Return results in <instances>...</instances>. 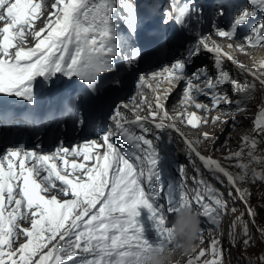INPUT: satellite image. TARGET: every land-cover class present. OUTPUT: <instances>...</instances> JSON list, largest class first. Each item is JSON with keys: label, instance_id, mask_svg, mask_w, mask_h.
Here are the masks:
<instances>
[{"label": "snow or ice", "instance_id": "1", "mask_svg": "<svg viewBox=\"0 0 264 264\" xmlns=\"http://www.w3.org/2000/svg\"><path fill=\"white\" fill-rule=\"evenodd\" d=\"M45 13L44 27L36 30ZM226 18L230 22L225 26L220 21ZM0 22V106L27 107L20 114L0 110V139L11 132L10 146L0 154V264H147L154 251L173 246L171 221L183 207L196 205L199 216L218 229L230 200L237 199L250 219L242 213L230 222V248H223L221 233L210 241L211 258L201 248L186 264H225L231 248L240 247L243 256L257 233L264 238L249 203V186L264 184V151L259 148L264 104L254 119L256 134L243 135L239 150L223 157L234 164L203 154L205 143L216 145L219 137L203 132L190 138L181 127L227 124L230 114L235 130L236 113L264 92V60L249 67L235 55L264 48V0L231 6L218 0L207 10L203 0H152L147 7L138 0H0ZM156 23L159 28L152 27ZM241 28L248 29L243 36ZM170 31L191 38L184 41L183 59L136 73V88L155 92L154 104L142 99L129 119L121 111L128 104L121 101L98 139L72 147L61 139L54 149L44 150L43 133L52 122H61L63 130L62 122L70 117L77 130L86 128L91 103L106 89L121 87L122 75L148 60L142 36L155 42L154 55L166 56ZM223 39L229 43H221ZM205 55L212 67H196L189 74L188 68ZM151 81H157L155 88ZM180 81L185 82L184 110L171 116L166 100ZM65 83L76 91L58 107L38 112L45 90ZM164 83L169 87L161 94ZM201 96L210 103L199 102ZM130 99L136 103L135 97ZM145 105L148 114L140 115L137 109ZM193 106L205 115L187 110ZM26 128L35 133L33 148L26 147ZM174 134L182 140L195 175L189 177L180 165L181 181L169 178L165 186V153ZM188 179L196 185L191 192ZM212 180L226 186L227 198ZM140 209L153 221L154 238L145 235ZM203 232L200 227V244ZM247 259L248 264H264V254Z\"/></svg>", "mask_w": 264, "mask_h": 264}, {"label": "clouds", "instance_id": "2", "mask_svg": "<svg viewBox=\"0 0 264 264\" xmlns=\"http://www.w3.org/2000/svg\"><path fill=\"white\" fill-rule=\"evenodd\" d=\"M254 62H259L264 60V55L262 56H253ZM264 104V92H260L258 94V98L256 101L248 104V107L244 110L236 113L237 115V126L235 130L231 127V115L229 114L226 119L228 120L227 124L224 123H217L213 126L211 123L208 125H202L198 130L191 128L188 126L187 131L190 136H194L193 138L201 135L203 132H208L212 134L214 137H219L217 140L216 145H211V142H206L205 145L202 147H206V150H213L214 151V158L221 159L222 163L228 165L230 163L234 164L235 161L229 162L223 160V157L228 154L229 150L236 151L239 150V144L241 142V137L245 134L255 135V127H254V119L258 115L259 105ZM255 105V106H253ZM223 107V105H222ZM199 115H205L203 110H199ZM215 115V112L212 113ZM221 125V126H220ZM220 126L218 131L215 130L214 127ZM219 150H216V149ZM259 148L264 151V142H262ZM187 162V169H193L188 159ZM230 170L235 171L236 169L230 168ZM193 175L194 174V171ZM205 174L206 170H205ZM209 179H211L209 177ZM212 183L224 192L225 198H227V188L225 185H221L215 180H212ZM259 183V182H258ZM249 186V185H245ZM251 187V196L249 197L250 205L256 210L260 206L254 200V185L249 186ZM235 207L237 211L235 213L231 212V208ZM242 213H245L244 219L249 220L250 218L246 214V206L243 202L239 201L238 199L235 200L233 203L231 200L229 202V211L223 217L219 228H215L214 226L210 225L207 220L205 226H208V229H213L215 237H221V233L223 236L222 245L224 249L230 248V245L227 243L228 240V231L230 230V222L235 218L240 216ZM264 220V216H261ZM256 224L260 225L259 218L256 216ZM173 224L172 229V247H164L162 250L154 251L151 254L150 259L147 261V264H181V258L190 252L196 247L197 242L199 240L200 234V225L201 220L199 214L196 212L195 209L185 206L183 207L180 212L174 217L171 221ZM27 226V225H25ZM264 227V226H262ZM255 231V229H254ZM259 237L258 233L256 234V240ZM204 239L208 240L209 235L204 236ZM256 240H254L253 244L255 245ZM251 248V247H250ZM249 248V249H250ZM247 257H251L255 259L257 256L250 255L247 251L243 253L242 256V249L240 247L231 248L230 252L225 253V264H248Z\"/></svg>", "mask_w": 264, "mask_h": 264}, {"label": "rangeland", "instance_id": "3", "mask_svg": "<svg viewBox=\"0 0 264 264\" xmlns=\"http://www.w3.org/2000/svg\"><path fill=\"white\" fill-rule=\"evenodd\" d=\"M251 57L252 55L250 53L247 59H251ZM220 126L214 127L215 130L218 131ZM254 200L260 206V209L259 208L257 209V217L259 218L260 225L264 226V220L261 217L264 214V184L257 183L256 185H254ZM247 252L253 256L264 254V238L258 237L255 242V245L250 249H248Z\"/></svg>", "mask_w": 264, "mask_h": 264}, {"label": "bare ground", "instance_id": "4", "mask_svg": "<svg viewBox=\"0 0 264 264\" xmlns=\"http://www.w3.org/2000/svg\"><path fill=\"white\" fill-rule=\"evenodd\" d=\"M253 50H255V49H252L251 51H253ZM255 51H256L257 54H255V55H253V56H258V50H255ZM253 56H252V57H253ZM246 58H248V56H246V55H243V56H242V59H246ZM248 61H249V63H251V62L253 61V58L249 59ZM151 83H153V84H157V81H151ZM166 84H167V83H164V84H162L161 86H165ZM167 85H168V84H167ZM168 87H169V85H168ZM160 90H161V89H160ZM178 97H179V95L176 94L175 98H178ZM122 101H123V103H125V104H126V102H127L126 100H122ZM42 107H43V106H42ZM66 145H67V144H66ZM66 145H65V146H66Z\"/></svg>", "mask_w": 264, "mask_h": 264}, {"label": "water", "instance_id": "5", "mask_svg": "<svg viewBox=\"0 0 264 264\" xmlns=\"http://www.w3.org/2000/svg\"><path fill=\"white\" fill-rule=\"evenodd\" d=\"M142 67V63L140 64V66H139V69ZM115 102V101H114Z\"/></svg>", "mask_w": 264, "mask_h": 264}, {"label": "trees", "instance_id": "6", "mask_svg": "<svg viewBox=\"0 0 264 264\" xmlns=\"http://www.w3.org/2000/svg\"><path fill=\"white\" fill-rule=\"evenodd\" d=\"M263 216H264V214H263Z\"/></svg>", "mask_w": 264, "mask_h": 264}]
</instances>
